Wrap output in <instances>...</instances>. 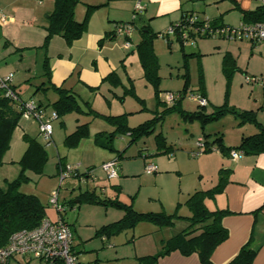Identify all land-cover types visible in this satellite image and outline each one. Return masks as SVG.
Instances as JSON below:
<instances>
[{
    "label": "rangeland",
    "instance_id": "374dc122",
    "mask_svg": "<svg viewBox=\"0 0 264 264\" xmlns=\"http://www.w3.org/2000/svg\"><path fill=\"white\" fill-rule=\"evenodd\" d=\"M137 1L133 8L128 7V1H121L111 4L108 9L111 17L120 24L132 26L129 21L136 16V4L139 3L143 10L147 8L143 12L145 15L136 18L135 24L140 27L142 22L150 21L151 32L163 35L153 40V51L157 58V85L144 78L137 53L129 51L127 57L133 58L127 60L116 73L120 85L111 86L108 82H102L104 85L98 94L78 93L82 109L86 111L84 103L89 102L95 113L85 115L71 112L52 121L49 141L40 134L35 118H21L0 167L1 187L4 180L11 181L18 177V161L26 148L22 139L24 134L35 138L45 147L47 160L42 175L28 173L29 180L22 184L20 191L38 197L51 221L57 219V212L48 201L53 193H57V203L65 209L63 217L66 223L87 250L78 255L79 262L84 264H143L140 261L142 257L163 252L169 238L178 235L189 224L188 220L183 219L191 216L185 204L188 197L196 191L211 188L215 178L220 176L222 167L216 155L227 159V155L218 151L216 143L211 152L193 157L192 154L198 151L196 143L210 144L219 138L222 146L232 147L239 143L242 136L257 132L250 124L240 125V119L230 112L204 123L188 121L179 112H167L171 103L166 101V93L178 98L184 87L183 76L187 78V86L179 101V111L192 113L202 110L207 115L221 107L252 111L264 127V43L252 48L250 42L238 38L215 36L201 39L195 36L184 45L186 54H194L185 60L180 43L172 33L166 38L171 28L170 22L174 25L178 23L179 1L165 10L159 6V0ZM181 1L184 8H192L199 13L193 16L198 21L210 20L218 14L215 4L204 6ZM52 8V0H0V76L12 75V85L24 102L39 104L41 101L47 105L48 101L57 98L51 90L36 92L47 53V48H43L45 13ZM7 15L13 16L14 20L2 23V17L7 18ZM224 21L228 24L226 28L235 29L240 25L233 15ZM139 41L140 34L132 30L130 44L133 49ZM226 55L229 57L226 65L228 73L223 70V57ZM246 79L254 82L249 83ZM127 88H131L133 95H125L120 100ZM198 96L206 101L203 109L193 100ZM45 109L47 113L51 110L48 106ZM119 115H126L125 124L129 128L149 122L150 133L134 141L128 133H117L111 143L114 151L97 147L95 138L103 139L114 131L104 117ZM77 125H87L88 136L69 149L65 147L64 139ZM163 139L165 147L161 146ZM168 146H171V152L162 153ZM119 154L117 177L108 180L101 166L105 162L115 161ZM59 160L63 166L70 167L74 175L62 179L57 166ZM148 164L156 167V173H145ZM89 168H93L89 176H83ZM86 191H94L100 200L131 206L139 213L176 214L180 218L175 219L172 226L164 228L140 223L113 236L110 246L102 245L100 238H94L95 230L121 219L124 210L114 205L80 204L76 208L79 195ZM207 204L210 211L216 210L213 202ZM24 259L27 264H42L33 258ZM9 264L22 263L12 259Z\"/></svg>",
    "mask_w": 264,
    "mask_h": 264
},
{
    "label": "trees",
    "instance_id": "16d2710c",
    "mask_svg": "<svg viewBox=\"0 0 264 264\" xmlns=\"http://www.w3.org/2000/svg\"><path fill=\"white\" fill-rule=\"evenodd\" d=\"M52 2L53 9L46 16L47 25L44 28L45 37L43 48H47L49 41L56 36L62 38L68 46L74 41L79 40L86 32L91 14L96 9L103 6H87L83 18L77 21L74 17V13L75 7L80 3V0H52ZM192 18V16H183L176 25H172V27H174L173 36L180 43L182 56L185 60L187 57L193 56L194 54H186L184 52L183 35H185L188 40L193 39L195 36L201 39H208L211 38L209 32L215 33L218 30L226 28L218 19L198 21L195 18L192 24H190L189 22ZM206 22L208 23V29L206 32L201 33L203 25ZM255 23L264 24V5L259 6L253 11L243 12L241 15L240 24ZM116 24L120 23H115L114 26ZM158 35L163 36L160 33L154 34L149 28H146L145 31H142L141 40L135 46V52L137 53L142 67L144 78L154 85L158 83V76L157 58L153 51V40ZM217 37L223 38L221 35ZM228 58L227 55L223 57V67H225L223 70L225 73H228L226 69ZM42 67V77L45 78V81L40 83L36 92L40 90L43 92L52 90L56 93L57 98L46 106L50 107L52 111H55L58 118L71 112L85 115L95 113L90 108L89 102L84 103L87 107L86 111H84L79 104L78 96L71 90L51 85L47 56L43 60ZM183 78V90L178 94V98L174 103L166 109L167 112H179L183 118L188 121L199 120L202 123L214 120L222 116L225 112H230L240 119V125L250 124L257 130V132L252 135L242 136L239 143L232 147L222 146L219 138H215L210 144L208 142H202L204 146L203 153L211 152L214 143H216L218 151L227 156H229L231 151H239L243 155H257L264 152V127L257 121L255 113L252 111L228 110L224 107L218 108L214 113L209 115L204 114L202 110L192 113H184L182 110L179 111V101L187 86V78L185 76H183ZM102 82H108L111 86L120 85L119 77L115 72L110 73ZM9 89L17 99L15 100L7 97L5 95L6 91L0 89V167L3 165L2 159L4 154L10 148L12 134L19 126L23 111V101L19 97L16 87L11 84ZM90 91L96 92L97 89L91 88ZM125 95H133L131 88L124 89L120 100H122ZM38 106L43 109L46 107L43 106L42 103H39ZM199 108L203 109L204 107L201 106ZM104 118L114 127V131L110 133V135L103 137L105 140L95 138V145L104 150L114 151L111 143L117 133H128V136L132 137V141H134L137 137L149 134L151 131L149 122L135 128L127 127L125 124L126 115ZM87 136V125H77L75 130L65 137L64 145L69 149L76 147L80 141ZM22 139L26 144V148L18 161L20 167L19 175L11 181L4 180V186H0V250L8 245L13 234L22 230H32L38 227L43 219L48 218L45 207L38 197L31 194H24L20 191L22 184L29 180L28 173H33L37 176L42 175L43 167L47 160L45 147L35 138L26 134H24ZM161 146H166L164 139L161 141ZM170 152L171 146H168L167 149L162 151V153L167 154ZM120 158L121 155L119 154L117 158H115V161L119 162ZM57 166L59 167V174L66 168V166L62 165L60 160ZM91 171V169H88L83 176H86ZM228 172L229 170L221 169L218 182L214 187L204 191H196L188 197L185 204L191 212V216L183 218L188 220V226L178 235L168 240L163 252L155 256L142 257L140 261L143 264H156L160 259L173 252H178L183 257H189L195 254L198 256L201 264H213L211 262L213 251L228 237L226 229L221 225V221L225 216L230 215L231 212L227 210L210 211L206 208L204 201L205 199H213L217 194L222 192L227 183ZM75 176H77V174ZM77 200L78 204L114 205L124 210V215L121 219L108 225L101 226L96 230L95 236L100 238L104 237L109 239L127 229L134 228L140 223H149L159 228L169 227L174 224L175 219L180 218L176 214L139 213L133 210L131 206L118 205V203L110 200H100L94 191L81 193ZM257 251L258 249L252 247L250 243H247L240 248L237 255L228 264H252ZM76 264L81 263H78L76 259Z\"/></svg>",
    "mask_w": 264,
    "mask_h": 264
},
{
    "label": "crops",
    "instance_id": "0c3cea01",
    "mask_svg": "<svg viewBox=\"0 0 264 264\" xmlns=\"http://www.w3.org/2000/svg\"><path fill=\"white\" fill-rule=\"evenodd\" d=\"M121 1H128V7L133 8L137 0H80V3L75 7L74 13V17L77 21L83 18L87 6H103L96 9L91 14L86 32L79 40L74 41L69 46L62 38L57 36L49 41L46 49V56L48 58L51 85L71 90L77 96H79L78 93L81 92H88L89 94L95 95L98 94L99 90L103 87L104 84L102 80L105 77L112 72L117 73L120 67L125 65L127 60L133 58H128L127 53L129 51H131L132 54L135 53V47L134 49L132 48L130 39L128 40L129 46H126L127 40L123 36L115 34L114 24L119 23V21L111 17L108 9L111 4H119ZM138 1L140 2L142 0ZM178 1V22L183 16L193 17L199 14L192 8H184L183 1ZM185 1H189L193 5L202 4L205 6L215 4L218 14L210 18V20L218 19L223 25H228L225 23L224 19L229 15L236 16L240 24L243 12L253 11L259 6L264 5V0ZM175 2H177V0H159V6L165 10L173 6ZM146 10L147 8H144L142 12L136 14L137 17L135 16L129 21L132 25L130 27H133L132 30L138 31L140 34V40L142 31H145L146 28H149L150 31L152 30L150 21L142 22L140 27L135 24L136 18L145 15L143 12H146ZM51 11L45 13V27L47 25L46 16ZM201 11L203 13L205 8ZM13 20V16L7 15V18L2 17L1 22H12ZM170 25H174L173 22H170ZM166 38H168V36H166ZM123 42L125 45H123ZM255 47L256 45L252 44V48ZM44 81L45 78L42 77L41 83ZM91 88H96L97 91L91 92ZM22 101L24 102V100ZM39 103L42 102L40 101ZM48 103H50V101H48ZM43 106L46 105L43 104ZM216 156L215 158L219 159L218 163H220L222 169L229 170L227 183L221 193L217 194L213 199H205L204 204L208 209L207 203L211 204L213 202L216 206V210H227L231 212V214L225 216L221 221V225L226 229L228 237L213 251L211 262L213 264H228L237 255L243 245L250 243L252 247L258 249L252 264H264V152L257 155H243L236 161L230 159L229 156H227V159L219 155ZM89 169L92 170L93 168ZM214 181L215 183L212 187L217 184L218 177H216ZM76 204V208H79L80 204H78V201ZM70 231L72 233V251L76 256L77 262L84 264L79 262L78 255L87 250L85 246H83V242L74 236L71 228ZM94 238L100 237L94 235ZM100 239L102 245H111L110 241L112 237L109 239L101 237ZM24 258L27 257L22 258L17 256L14 257L13 260L22 264L24 263L23 261H25L27 264L28 262ZM156 264L201 263L198 256L195 254L189 257H183L178 252H173L160 259Z\"/></svg>",
    "mask_w": 264,
    "mask_h": 264
},
{
    "label": "built area",
    "instance_id": "2783aa9c",
    "mask_svg": "<svg viewBox=\"0 0 264 264\" xmlns=\"http://www.w3.org/2000/svg\"><path fill=\"white\" fill-rule=\"evenodd\" d=\"M143 8L136 4L134 9V14L142 12ZM195 20V18L190 19V24ZM4 21V19H3ZM115 34L123 36L127 42L126 46H129L128 40L131 36V27L127 24H116L114 26ZM208 29V23H204L201 33L206 32ZM174 27L169 28L166 35L172 33L173 35ZM211 37L223 36L229 39L238 38L240 40H245L253 45L264 43V24H240L237 28H224L211 33ZM184 45L188 41L186 36L183 35ZM12 75L9 74L6 77L0 76V89L6 91L5 95L11 99H17L13 92L9 89L12 84ZM247 82H254L251 79H246ZM167 102L173 104L177 97L171 93H166ZM200 106H204L206 101L203 97H194ZM22 118L29 119L31 117L35 118L39 124V132L43 137L49 141L52 135V121L58 119V115L55 111H47L38 105L34 104L32 101L23 102L22 104ZM198 148L197 152L192 154L193 157L197 158L203 154L204 146L203 143L198 141L196 143ZM243 154L239 151H231L229 153L230 159L236 161L240 159ZM102 170L106 174L108 180L117 177L118 165L116 161L105 162L101 166ZM74 171L66 166L64 171L60 174L61 178L73 175ZM156 172V167L152 164L145 167V173L150 175ZM90 174V173H88ZM87 174V175H88ZM89 176V175H88ZM49 204L56 210L57 219L51 221L49 218H45L41 221L40 225L32 230H22L13 234L9 240L8 245L0 250V264H7L14 257H28L38 260L42 264H76V256L72 251V233L70 228L65 223L62 215L65 209L59 206L57 203V193L49 198Z\"/></svg>",
    "mask_w": 264,
    "mask_h": 264
}]
</instances>
